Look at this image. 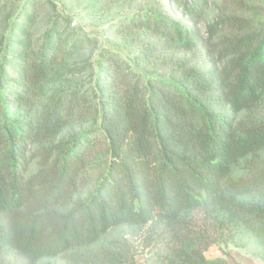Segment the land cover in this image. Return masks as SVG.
I'll return each mask as SVG.
<instances>
[{
  "label": "trees",
  "instance_id": "trees-1",
  "mask_svg": "<svg viewBox=\"0 0 264 264\" xmlns=\"http://www.w3.org/2000/svg\"><path fill=\"white\" fill-rule=\"evenodd\" d=\"M183 8L112 22L133 63L103 48L72 90L50 77L91 38L67 18L36 37L21 8L0 39V264L264 262V0H224L207 36V0Z\"/></svg>",
  "mask_w": 264,
  "mask_h": 264
},
{
  "label": "rangeland",
  "instance_id": "rangeland-1",
  "mask_svg": "<svg viewBox=\"0 0 264 264\" xmlns=\"http://www.w3.org/2000/svg\"><path fill=\"white\" fill-rule=\"evenodd\" d=\"M0 0V39L7 33L12 22L22 7L29 4H36L38 17L33 28L36 37L47 29L50 22L55 18H67L71 21L70 27L81 34L87 35L91 41L86 43L84 48L71 58L70 65L58 68L50 77V85L59 88L72 90L82 83L89 81L88 73H77L73 71V63L95 62L99 52L103 48H110L118 51L122 57L134 61L135 50L130 49L124 41V37L112 31L110 24L118 22L141 10H148L156 5L159 0ZM198 0H166L172 14L178 18H187L184 5H192ZM224 0H207V9L201 19L194 25L201 34L208 35V25L216 19ZM72 63V64H71ZM118 234L112 232L108 238ZM217 246V245H213ZM232 245L217 246L224 254H229ZM138 259H143V254H138Z\"/></svg>",
  "mask_w": 264,
  "mask_h": 264
},
{
  "label": "crops",
  "instance_id": "crops-1",
  "mask_svg": "<svg viewBox=\"0 0 264 264\" xmlns=\"http://www.w3.org/2000/svg\"><path fill=\"white\" fill-rule=\"evenodd\" d=\"M217 246H211L209 250L206 252L208 257H217V256H225L228 259L229 264H264L263 261L256 259L249 254H247L244 250L236 248V247H230L229 254H224L219 249H217V253L213 254L215 252V249Z\"/></svg>",
  "mask_w": 264,
  "mask_h": 264
}]
</instances>
